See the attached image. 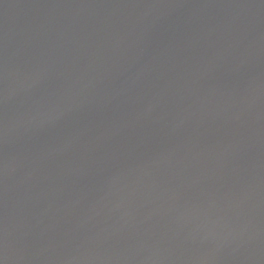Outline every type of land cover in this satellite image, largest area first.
Segmentation results:
<instances>
[{
    "label": "water",
    "instance_id": "1",
    "mask_svg": "<svg viewBox=\"0 0 264 264\" xmlns=\"http://www.w3.org/2000/svg\"><path fill=\"white\" fill-rule=\"evenodd\" d=\"M0 264H264V0H0Z\"/></svg>",
    "mask_w": 264,
    "mask_h": 264
}]
</instances>
